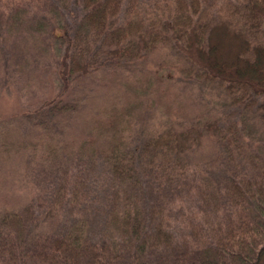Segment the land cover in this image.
I'll use <instances>...</instances> for the list:
<instances>
[{
  "label": "trees",
  "instance_id": "trees-1",
  "mask_svg": "<svg viewBox=\"0 0 264 264\" xmlns=\"http://www.w3.org/2000/svg\"><path fill=\"white\" fill-rule=\"evenodd\" d=\"M55 1L76 3L82 11L71 48L60 59L63 83L104 63L139 59L169 41L198 77L216 79L233 100L260 97L264 119V0H221L216 6L173 0L167 18L148 27L141 20L116 23L124 0ZM135 2L126 0L125 11ZM207 134L226 137L215 122L166 129L116 156L108 166L102 229L95 237L77 224L61 234L40 229L41 214L55 218L68 199L77 204L86 196L78 177L70 180L60 171L45 203L37 195L18 210L0 212V264H264L263 169L217 180L200 172L193 186L184 185V195L171 194L174 182L176 187L188 178L183 155ZM150 180L156 183L151 196ZM182 202L193 212L178 215L175 204Z\"/></svg>",
  "mask_w": 264,
  "mask_h": 264
},
{
  "label": "rangeland",
  "instance_id": "rangeland-1",
  "mask_svg": "<svg viewBox=\"0 0 264 264\" xmlns=\"http://www.w3.org/2000/svg\"><path fill=\"white\" fill-rule=\"evenodd\" d=\"M123 3L116 23L141 20L144 27L167 18L173 8V0H136L128 12ZM81 16L73 2L0 0V212L18 210L37 195L45 203L59 172L67 171L70 180L83 182L86 196L77 204L68 199L55 218L41 214L40 229L61 234L77 224L95 237L115 157L160 131L207 122H215L226 137L207 134L183 155L188 178L183 185L174 182L171 194L184 195V185L193 186L200 172L217 180L264 170L261 98L233 100L216 79L198 77V69L169 41L139 59L104 63L63 83L60 59ZM16 112L32 115L18 118ZM155 185L148 182L149 196ZM175 206L178 215L193 212L190 203Z\"/></svg>",
  "mask_w": 264,
  "mask_h": 264
}]
</instances>
